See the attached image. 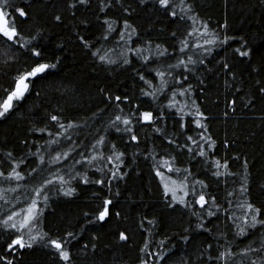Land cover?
<instances>
[{
  "label": "snow or ice",
  "instance_id": "snow-or-ice-1",
  "mask_svg": "<svg viewBox=\"0 0 264 264\" xmlns=\"http://www.w3.org/2000/svg\"><path fill=\"white\" fill-rule=\"evenodd\" d=\"M219 7L0 0V264H264V0Z\"/></svg>",
  "mask_w": 264,
  "mask_h": 264
},
{
  "label": "trees",
  "instance_id": "trees-1",
  "mask_svg": "<svg viewBox=\"0 0 264 264\" xmlns=\"http://www.w3.org/2000/svg\"><path fill=\"white\" fill-rule=\"evenodd\" d=\"M220 2L221 0H200V3L204 7V10L213 17V20L220 18ZM235 22L238 23V20Z\"/></svg>",
  "mask_w": 264,
  "mask_h": 264
}]
</instances>
